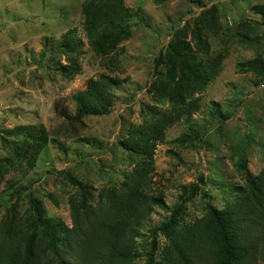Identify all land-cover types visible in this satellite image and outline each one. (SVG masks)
<instances>
[{"label": "rangeland", "instance_id": "1", "mask_svg": "<svg viewBox=\"0 0 264 264\" xmlns=\"http://www.w3.org/2000/svg\"><path fill=\"white\" fill-rule=\"evenodd\" d=\"M84 1L0 0V156L18 163L5 172L0 193L13 182L20 190L22 211L30 204L29 195H36L50 216L71 225L69 196L75 188L62 171L90 182L95 194L112 180L119 181L139 160L120 145L129 127L151 119L157 108L174 105L168 96L161 97L157 87L167 82L163 78L167 66L157 56L166 53L175 32L196 53L207 39L212 55L221 52L225 56L219 74L200 91L184 85L177 90L179 99L187 89L199 99L200 108L192 118L198 139L192 145L173 143L191 132L183 119L170 126L158 144L152 179L167 208L155 207L141 229L144 235L139 238L137 263L145 264L152 230L170 217L175 205L184 203L189 221L205 214L208 201L225 206L233 198L229 186L244 183L235 169L241 153H246L255 174L264 167V77L239 66L264 58L262 16L252 10L264 0H124L141 13L130 21L131 36L106 52H96L88 44ZM198 30L204 37L197 38ZM69 31H76L84 44L72 64L66 55L60 57L49 48ZM47 41L53 43L47 47ZM111 56L117 59V65L110 64L113 70L107 66ZM60 65H70L73 73L63 75ZM103 72L123 79L114 90L111 113L78 120L73 95ZM217 105L220 115L213 111ZM17 126L48 135L47 149L34 152L32 167L20 164L13 151L14 140L24 141L8 133ZM3 202L0 217L5 213ZM157 241L164 246L161 231Z\"/></svg>", "mask_w": 264, "mask_h": 264}, {"label": "trees", "instance_id": "2", "mask_svg": "<svg viewBox=\"0 0 264 264\" xmlns=\"http://www.w3.org/2000/svg\"><path fill=\"white\" fill-rule=\"evenodd\" d=\"M252 10L262 16L264 25V4H256ZM82 12L88 44L96 52H106L107 47L129 38L130 21L141 13L133 11L124 0H85ZM202 33L198 30L197 38L204 37ZM48 43L53 41H47V47ZM83 45L76 31H69L49 48L60 57L66 55L72 64ZM224 56L221 52L212 55L207 39L196 53L187 40L174 33L166 53L156 58L167 66L163 76L167 82L157 86L160 95L168 96L174 105L170 109L157 108L151 119L129 127L120 145L130 157L139 160L124 171L119 181L112 180L98 194L90 182L62 171L63 177L75 188L69 196L71 225L60 217L50 216L44 201L36 195H29L30 204L22 211L20 190L10 182L6 191L0 193V200L6 204L5 213L0 217V264H138L144 222L151 218L155 207L167 208L163 194L156 191L152 179L158 144L165 140L166 130L183 119L189 123L191 132H185L173 143L192 145L198 139L192 118L200 108L199 99L193 98L189 89L179 99L177 90L184 85L200 91L219 74ZM111 57L107 66L113 70L110 64L117 65V59ZM60 63L59 60L57 64ZM239 66L241 70L255 71L264 77L262 57L243 61ZM71 68L60 65L63 75L73 73ZM122 82L119 76L107 72L91 78L84 90L73 95L76 118L110 114L116 99L114 90ZM213 111L220 115L218 105ZM8 133L24 140L13 141V151L20 164L34 166V152L38 154L47 149L46 132L41 136L30 126H17ZM52 141L60 144L57 139ZM17 164L9 157L0 156V183L5 172ZM235 169L244 183L229 186L232 200L223 207L208 201L205 214L193 221L187 219L184 203L175 205L170 217L152 230L154 235L146 251L145 264H259L260 260L264 261V167L255 174L248 166L246 153H241ZM159 231L165 237L163 247L158 245Z\"/></svg>", "mask_w": 264, "mask_h": 264}]
</instances>
